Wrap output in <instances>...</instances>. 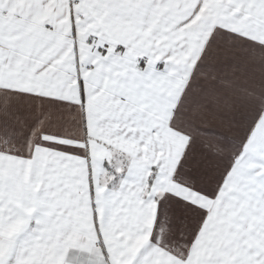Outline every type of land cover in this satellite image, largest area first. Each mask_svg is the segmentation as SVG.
I'll return each mask as SVG.
<instances>
[{
	"label": "snow or ice",
	"instance_id": "6c2138e0",
	"mask_svg": "<svg viewBox=\"0 0 264 264\" xmlns=\"http://www.w3.org/2000/svg\"><path fill=\"white\" fill-rule=\"evenodd\" d=\"M0 264H264V0H0Z\"/></svg>",
	"mask_w": 264,
	"mask_h": 264
}]
</instances>
